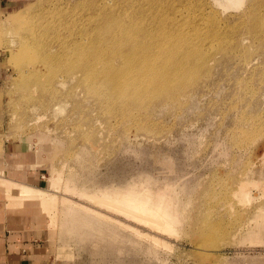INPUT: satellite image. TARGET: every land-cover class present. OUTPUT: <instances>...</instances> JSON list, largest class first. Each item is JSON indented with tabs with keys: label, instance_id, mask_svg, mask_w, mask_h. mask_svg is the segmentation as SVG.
Masks as SVG:
<instances>
[{
	"label": "rangeland",
	"instance_id": "obj_1",
	"mask_svg": "<svg viewBox=\"0 0 264 264\" xmlns=\"http://www.w3.org/2000/svg\"><path fill=\"white\" fill-rule=\"evenodd\" d=\"M3 1L0 128L14 140L45 139L38 142L40 150L48 146V188L36 189L51 198L41 206L51 223L52 254L45 264H264V29L246 42L236 38L231 48L226 42L203 47L202 60L177 69L184 73L172 79L181 81L172 96L149 101L143 93L136 95L142 98L137 108L109 109L107 90L93 76L105 63L91 59L114 52L107 49L112 37L105 32L95 48L98 25L113 18L125 28L164 25V33L194 31L199 35L192 39L203 41L206 24L200 28L197 20L205 1ZM80 40L94 72L72 77L62 67L75 54L63 49L77 50ZM70 179L89 192L150 182L148 188L176 186L179 227L160 230L103 207L68 190ZM0 182L11 195L10 183Z\"/></svg>",
	"mask_w": 264,
	"mask_h": 264
},
{
	"label": "bare ground",
	"instance_id": "obj_2",
	"mask_svg": "<svg viewBox=\"0 0 264 264\" xmlns=\"http://www.w3.org/2000/svg\"><path fill=\"white\" fill-rule=\"evenodd\" d=\"M188 1L191 2V0H187V2ZM200 1L202 0H195V2H199V3ZM204 1H205L204 3L205 8H203L201 11L198 9L200 11V14L199 16L197 15L198 16L197 22L199 26H201L200 28H203L202 27L203 24L204 25L206 24V28L201 31L203 36L206 35V37H204L205 39L204 40L202 39L203 41H200V39H198L197 37H195L197 40H195V38L192 39L194 37L193 36L194 31L192 32V35L191 34L185 35L184 33L182 34L181 32H179L178 30L180 28L177 26L178 23L176 24V26L179 28L177 30L178 32L174 31L173 28L171 29L172 31H174V33L176 32L178 33L179 36H181L179 39L177 38V36L176 38H174L175 35L174 33L171 34L170 30L166 31L168 34L164 33V30L163 31L161 30V28H164L161 26L164 25L158 26L156 25L157 24L156 23L155 24L156 27L153 25L154 26L153 30H151L142 25L135 26L134 23H132L131 27L129 26L125 28L123 24L119 23L118 19L113 18L112 20H109L107 23L105 22L102 28H100L101 25H98L99 29H97L96 31L99 32L97 33L98 35L96 36V38L93 40L94 41L93 44L95 48L99 49V46H102L100 33L105 32V35L106 34H108V36L110 35L112 38L109 40V43L106 46L107 49L113 50L114 52L113 56L109 58L106 55L107 58H104L105 54L103 55L101 54V55H97L96 57H93V59H91L92 61L88 60L87 58L84 59V55H85L84 46H83V42L80 40L79 42L76 43L77 50L75 51L71 50L69 45L63 49V51H66L67 53L74 52L75 54L74 58L70 62L68 63L66 62L63 65L62 67L63 73L72 75V77L78 74L79 71H84V72L89 71L90 73H93L94 70L89 68L90 61L93 62L94 60L100 59L103 63H105V66L102 68V71L98 73L94 72L95 75L93 76L98 77L96 81H100V83L104 84V87L107 90L105 96L106 99L107 97H109L108 100L109 104L107 105L105 102V105L109 107V109L119 108L124 110L127 109V107H130L131 109L137 108L141 106L140 103L142 101V98L140 97L137 98L136 95H140L143 93L144 94L147 93L148 95L147 99L149 101H152L153 97H155L158 100H162L172 96L173 94H171V92L174 93L173 91L179 87L178 82H181V81L177 82L174 81L175 79L174 80L172 79L175 77L177 80L180 79V77H182V74L184 73V71L182 72V70H185L186 68L185 64L194 65L197 64L196 63L197 60L199 61L203 59L201 53L203 47L208 46L209 48H213L215 46L214 45L215 43H218L219 45L222 44V42L223 43L226 42L225 44H227L228 46L230 45L231 48V44H233L236 41V38L240 41L245 40L243 42H246V39L248 38L249 34L251 35L255 34L258 32V30L261 32L260 29H264V0H204ZM178 4L179 3L177 1L176 5ZM177 10L179 13V9H176V11ZM16 15L17 13L14 14L13 16H10L11 18L10 17L9 18L10 19L13 18L14 19V20L12 19L13 22L14 21L16 22L19 20V18L16 19L17 17L14 18V16ZM98 20L99 18L96 21ZM194 30L197 31V28H195ZM242 30H244L243 33H241ZM139 33H141L140 34L141 37ZM194 34H196V32ZM196 35H199V33H197ZM198 37L200 38V36ZM238 46L240 48V44ZM158 47L162 50V54L160 55H157L159 53L155 54L156 48ZM222 51L225 52L224 48ZM104 52H106V49L104 50ZM158 52H160L159 49ZM117 59L119 60L120 63L121 62L123 63V66H119V65L116 66L114 60ZM165 65L168 66V69L165 67ZM180 66L184 68L181 71L177 72V69ZM164 67L166 69H164ZM165 70L167 71L164 72ZM192 74L193 73L189 71L186 72L183 76H190ZM93 76L90 75L89 78L88 76L87 78L91 79L93 78ZM168 76H170V79ZM94 88L95 90L97 89V91L94 93L96 94V97L102 98L101 96L103 94H101L102 93L100 92L101 90L97 87ZM131 97H133L134 99H132ZM47 148L48 146L44 145L42 147V150H46ZM62 182L63 181H61V183ZM72 183H73L72 179L68 180L66 185V188L68 190L73 189L77 191L80 195H84L89 197L90 199L95 200L96 203L102 205L103 207H106L108 209L111 208L116 212L125 215L126 217L133 216L134 219H137L138 221L145 222L148 224L151 223L160 230L164 229L167 231H176L181 222L180 220L181 201H179L178 191L176 186H172V185H167L163 187L157 186L158 188L156 189H154L155 187L152 186L148 188L147 186L151 184L150 182V184L144 183V185L141 187L129 186L132 188L131 189L129 188L128 190L124 189L125 191H123V189L116 190L117 188H115V189H111L109 192V190L104 191L101 188H100L101 190L97 188L95 192H89L88 190L85 189L82 190L79 187L76 188L75 185H72ZM16 190L24 198L31 195L36 196L39 199L37 204H39L40 207L43 205L42 203L51 204L49 202L51 201V198L42 194L41 193L42 191L39 192L37 190H34L33 188H26V187L24 188L17 187ZM47 195L49 194L47 193ZM254 195L256 196V198L260 197L258 193H255Z\"/></svg>",
	"mask_w": 264,
	"mask_h": 264
},
{
	"label": "crops",
	"instance_id": "obj_3",
	"mask_svg": "<svg viewBox=\"0 0 264 264\" xmlns=\"http://www.w3.org/2000/svg\"><path fill=\"white\" fill-rule=\"evenodd\" d=\"M6 5L0 0V15ZM3 69L0 53V77L5 76ZM33 140L31 137L14 140L0 128V179L7 180L12 189L11 196L0 182V264H45L52 254L47 214L37 202H25L16 190L48 188L51 171L45 160L48 149L40 150L38 144L39 141L45 144V139Z\"/></svg>",
	"mask_w": 264,
	"mask_h": 264
}]
</instances>
